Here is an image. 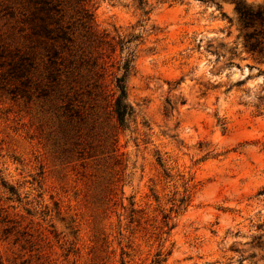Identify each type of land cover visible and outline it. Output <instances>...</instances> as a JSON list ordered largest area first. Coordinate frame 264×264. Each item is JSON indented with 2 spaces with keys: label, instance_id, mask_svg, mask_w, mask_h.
Segmentation results:
<instances>
[{
  "label": "rangeland",
  "instance_id": "374dc122",
  "mask_svg": "<svg viewBox=\"0 0 264 264\" xmlns=\"http://www.w3.org/2000/svg\"><path fill=\"white\" fill-rule=\"evenodd\" d=\"M146 2L88 4L99 32L141 35L121 126L92 73L51 78L32 3L0 0V264H264V55L235 0Z\"/></svg>",
  "mask_w": 264,
  "mask_h": 264
},
{
  "label": "trees",
  "instance_id": "16d2710c",
  "mask_svg": "<svg viewBox=\"0 0 264 264\" xmlns=\"http://www.w3.org/2000/svg\"><path fill=\"white\" fill-rule=\"evenodd\" d=\"M28 1L33 5L32 15L35 16L30 22L31 35L45 43L51 78L60 80V75L57 74H60L58 68L60 65L68 68L72 73L77 69L78 74L83 67L92 73L96 94L103 98L111 97L112 112L119 124L125 126L127 119L134 114L131 104L127 101L126 78L133 69L141 35L132 32L127 37H111L108 32H99L95 26L94 12L88 5L91 0ZM63 3H74L76 20L73 23L64 22L61 16L58 17L65 14L66 8ZM235 4L239 22L245 29L246 47L258 56H263L264 5H248L243 0H235ZM137 6L145 16L151 11L146 0H137ZM17 51L15 54H18L19 60H11L9 64L13 71L24 73L22 65L25 60L30 59L22 50ZM117 51L120 53L117 69L122 74L114 78V90L110 93L108 85L103 81L108 63L106 58H111ZM5 52L6 48L0 43V57H4ZM163 261L162 254L158 253L152 264H163Z\"/></svg>",
  "mask_w": 264,
  "mask_h": 264
}]
</instances>
